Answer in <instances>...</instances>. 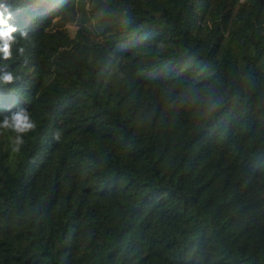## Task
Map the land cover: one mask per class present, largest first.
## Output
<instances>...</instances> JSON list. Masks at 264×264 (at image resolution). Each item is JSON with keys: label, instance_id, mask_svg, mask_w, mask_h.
I'll list each match as a JSON object with an SVG mask.
<instances>
[{"label": "trees", "instance_id": "16d2710c", "mask_svg": "<svg viewBox=\"0 0 264 264\" xmlns=\"http://www.w3.org/2000/svg\"><path fill=\"white\" fill-rule=\"evenodd\" d=\"M0 5V264H264V0Z\"/></svg>", "mask_w": 264, "mask_h": 264}, {"label": "clouds", "instance_id": "9594fccd", "mask_svg": "<svg viewBox=\"0 0 264 264\" xmlns=\"http://www.w3.org/2000/svg\"><path fill=\"white\" fill-rule=\"evenodd\" d=\"M3 11H0V57L4 60H11L13 55V45L16 43L17 31L16 27L9 23L13 19L11 12L6 5H0ZM21 37L27 38V32L22 31ZM23 54V48L18 50ZM19 79L18 75L10 70L0 73V84L9 85L15 83ZM37 122L33 118L32 113L24 107H18L9 114L0 118V135L10 134L9 144L14 152H19L25 145V138L35 132ZM60 131L57 130L53 134V138L59 140Z\"/></svg>", "mask_w": 264, "mask_h": 264}]
</instances>
